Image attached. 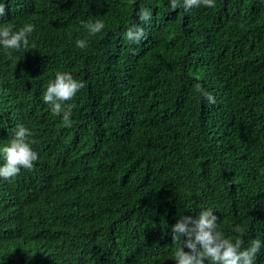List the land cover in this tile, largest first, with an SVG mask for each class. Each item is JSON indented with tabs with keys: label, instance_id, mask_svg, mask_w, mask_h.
<instances>
[{
	"label": "trees",
	"instance_id": "obj_1",
	"mask_svg": "<svg viewBox=\"0 0 264 264\" xmlns=\"http://www.w3.org/2000/svg\"><path fill=\"white\" fill-rule=\"evenodd\" d=\"M0 3L36 44L0 46V148L22 125L38 153L0 178V264H175L172 227L209 208L226 237L239 224L245 247L264 243V0ZM89 19L104 30L88 36ZM57 71L85 84L71 126L42 99Z\"/></svg>",
	"mask_w": 264,
	"mask_h": 264
},
{
	"label": "clouds",
	"instance_id": "obj_2",
	"mask_svg": "<svg viewBox=\"0 0 264 264\" xmlns=\"http://www.w3.org/2000/svg\"><path fill=\"white\" fill-rule=\"evenodd\" d=\"M214 8L215 0H170V7L175 10L183 8L185 11L193 7ZM6 15L5 4L0 3V18ZM139 20L147 23L151 20L149 10L141 7L138 12ZM80 26L86 30L88 36H95L102 32L105 23L100 20L81 21ZM35 31L32 23H26L18 29L12 23H0V46L5 50H19L22 47L35 49L36 44L30 45L29 37ZM127 41L139 44L145 37L142 27L137 24L130 25L124 33ZM75 46L79 49L88 47V40L76 39ZM10 55V52H9ZM85 84L74 78L70 72L57 71L55 78L49 80L46 90L43 92V102L48 104L54 116H61L65 125L71 126L73 104H66L84 88ZM197 91H203L197 84ZM206 98L214 103L209 93H204ZM31 131L22 125H17L13 130L12 138L0 148V157L3 164L0 165V178L10 180L21 172V169L30 170L34 162L38 160V153L32 148L35 143L31 140ZM219 217L212 209L201 210L198 215L182 217L171 229V238L174 244L179 246L174 252L175 264H255L258 253L264 247L260 239H253L247 247L241 238L244 230L237 224L232 231L237 235L233 240L226 237L219 230Z\"/></svg>",
	"mask_w": 264,
	"mask_h": 264
}]
</instances>
